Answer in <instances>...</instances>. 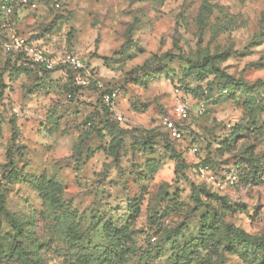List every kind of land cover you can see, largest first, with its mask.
I'll use <instances>...</instances> for the list:
<instances>
[{
  "label": "clouds",
  "instance_id": "obj_1",
  "mask_svg": "<svg viewBox=\"0 0 264 264\" xmlns=\"http://www.w3.org/2000/svg\"><path fill=\"white\" fill-rule=\"evenodd\" d=\"M0 264H264V0H0Z\"/></svg>",
  "mask_w": 264,
  "mask_h": 264
}]
</instances>
